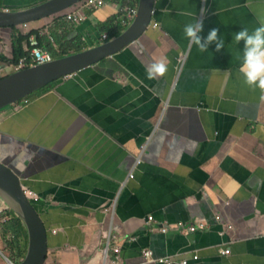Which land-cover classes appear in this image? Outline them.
Returning <instances> with one entry per match:
<instances>
[{"label":"crops","instance_id":"1","mask_svg":"<svg viewBox=\"0 0 264 264\" xmlns=\"http://www.w3.org/2000/svg\"><path fill=\"white\" fill-rule=\"evenodd\" d=\"M7 1L0 9L27 8ZM129 8L82 10L84 50L105 42L115 17L127 28ZM198 20L202 38L219 29L223 49L190 43L184 28ZM261 21L264 0H155L137 41L0 111V160L46 225V264H160L145 250L188 264H264V93L244 82L235 40ZM160 60L167 71L148 79ZM4 224L0 264H10Z\"/></svg>","mask_w":264,"mask_h":264},{"label":"water","instance_id":"2","mask_svg":"<svg viewBox=\"0 0 264 264\" xmlns=\"http://www.w3.org/2000/svg\"><path fill=\"white\" fill-rule=\"evenodd\" d=\"M84 0H47L19 10L0 9V28L26 25L62 14ZM155 0H139L132 23L119 35L72 55L16 70L0 77V111L52 83L95 65L137 41L153 20ZM0 199L22 220L28 236L25 257L17 264H46L48 230L18 174L0 160ZM10 264H16L11 262Z\"/></svg>","mask_w":264,"mask_h":264},{"label":"trees","instance_id":"3","mask_svg":"<svg viewBox=\"0 0 264 264\" xmlns=\"http://www.w3.org/2000/svg\"><path fill=\"white\" fill-rule=\"evenodd\" d=\"M131 8H137L139 0H116ZM1 7V5H0ZM53 22L48 27L47 33H43L46 28L31 30L27 33L21 31L13 32L11 41V56L0 51V63L9 67H16L20 60L26 59L24 68L30 67L31 61V38L35 37L38 47L48 52L53 59L63 58L74 53L83 51L86 43L75 32V24L67 19V13L53 16ZM10 29L15 30V27ZM126 29L115 17L110 22L102 26L101 32L108 31V40ZM15 70V69H14ZM5 77V76H3ZM50 86V85H49ZM48 86V87H49ZM47 88V87H46ZM11 220L7 222L4 236L10 245V258L14 263H19L27 252V231L22 220L11 211ZM3 225V226H4Z\"/></svg>","mask_w":264,"mask_h":264},{"label":"clouds","instance_id":"4","mask_svg":"<svg viewBox=\"0 0 264 264\" xmlns=\"http://www.w3.org/2000/svg\"><path fill=\"white\" fill-rule=\"evenodd\" d=\"M205 9H201L204 14ZM203 30V21L198 20L194 24H188L184 28L186 37L191 44H195L200 52L207 51L211 44H215V50L218 52L224 48V41L218 35L219 29L213 28L209 31L206 38H202L200 33ZM236 42L244 41V56L241 72L244 74V82L254 88H259L264 93V21H261L252 34L248 30L241 29L235 34ZM167 71V66L163 60L155 62L148 68V79H155L163 76ZM264 101V94L260 96Z\"/></svg>","mask_w":264,"mask_h":264},{"label":"built area","instance_id":"5","mask_svg":"<svg viewBox=\"0 0 264 264\" xmlns=\"http://www.w3.org/2000/svg\"><path fill=\"white\" fill-rule=\"evenodd\" d=\"M109 1H111V0H84L82 3L76 5V6H80V10L73 11L72 13H67V19L69 21L73 22L74 24H79V23L84 21V15L82 14V10L103 7ZM126 12H127L126 13L127 16L129 18L133 19L137 13V8H129ZM103 39L106 41L107 36L104 35ZM31 45L33 46V48L31 50L30 66H34V65H38V64H44V63H47V62L54 60L53 57L48 52H46L43 49L38 47V42L36 41L35 37L31 38ZM180 63H182L181 60H180ZM26 64H27L26 59L20 60L19 64L16 67H14L15 71L23 69ZM140 163H141V160L139 158L136 161V165H139ZM133 177H134V173L131 172L130 178H133ZM0 201H1L0 224H3V223H7L8 221H10L11 216L9 214L11 213L12 210L1 199H0ZM149 221L152 222L153 217H150ZM198 227H203V226L202 225L201 226H192V227H190V231L194 232L198 229ZM231 228H233V226H231ZM229 253H230L229 249L222 251V254H224V255H228ZM143 254H144V257L146 258V261L158 262L160 264H188L187 260H181L180 262H175L172 258H169V257L155 259L153 257L152 252L149 250H145L143 252ZM197 259H198V256H195L194 260H197Z\"/></svg>","mask_w":264,"mask_h":264},{"label":"rangeland","instance_id":"6","mask_svg":"<svg viewBox=\"0 0 264 264\" xmlns=\"http://www.w3.org/2000/svg\"><path fill=\"white\" fill-rule=\"evenodd\" d=\"M0 1L2 4L7 3V5H9L7 0H0ZM25 1H26L25 4H23L25 7H31V6H33V4L37 5L36 3H38V1H36V0H25ZM74 8H75V6L72 7L71 10L74 11L77 9V8H75V9ZM68 12L69 11H66L64 13H68ZM53 19H54V17H49L47 19L37 21V23H28L26 25L15 26V30H12L10 28H0V51L5 53L8 56H11V41H12L13 32L21 31L23 33H27L33 29L36 30V29L46 28L43 33H47L48 27L53 22ZM42 24H44V25L41 26ZM37 26H39V27H37ZM6 66H7L6 64L0 63L1 72H2L3 67H4L6 72H9L10 68H5ZM1 72H0V76L3 77L4 74Z\"/></svg>","mask_w":264,"mask_h":264}]
</instances>
